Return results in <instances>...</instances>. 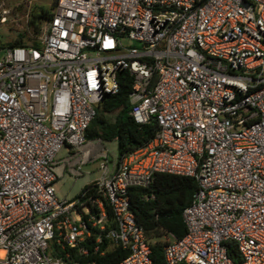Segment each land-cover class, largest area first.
<instances>
[{
    "label": "built area",
    "instance_id": "built-area-1",
    "mask_svg": "<svg viewBox=\"0 0 264 264\" xmlns=\"http://www.w3.org/2000/svg\"><path fill=\"white\" fill-rule=\"evenodd\" d=\"M43 28L39 47L0 46V264H70L56 247L88 256L95 236L155 264L129 192L158 174L199 186L165 264H264V0H58ZM124 71L131 116L158 132L110 166L86 132ZM95 163L100 196L58 198Z\"/></svg>",
    "mask_w": 264,
    "mask_h": 264
},
{
    "label": "trees",
    "instance_id": "trees-1",
    "mask_svg": "<svg viewBox=\"0 0 264 264\" xmlns=\"http://www.w3.org/2000/svg\"><path fill=\"white\" fill-rule=\"evenodd\" d=\"M57 4L58 0L50 9L38 7L33 10L29 26L36 35L41 34L44 25L53 20ZM0 46L4 48L28 47L30 45L26 42V34L23 33L18 40L7 46L3 45L0 37ZM33 46L39 47L40 44L34 42ZM119 81L120 92L117 95L108 96L100 105L95 119L86 132V138L88 141L102 140L106 143L116 141L119 159H122L124 156L146 147L155 138L158 125L156 122L148 125H139L135 122L131 116L132 106L130 103L133 79L130 73L124 71L120 73ZM198 188V182L194 178L158 174L150 189H130L132 211L146 232L155 264H165V243L160 242V238L172 234L177 239H183L187 235L188 230L183 213L192 204ZM87 192L96 197L100 196L95 185L90 184L76 198H81ZM106 210L109 228H116L112 207L106 204ZM95 239L96 236L88 247L90 250L88 256H81L76 250H67L70 253V257L67 258L66 253L58 247H56V256L63 257L70 264H120L128 257L129 253L117 245L109 248L110 241L105 237L104 243L100 245V251L95 253L93 249ZM228 247L230 256L238 258L236 245L229 242ZM102 251H106L104 256H100Z\"/></svg>",
    "mask_w": 264,
    "mask_h": 264
},
{
    "label": "rangeland",
    "instance_id": "rangeland-1",
    "mask_svg": "<svg viewBox=\"0 0 264 264\" xmlns=\"http://www.w3.org/2000/svg\"><path fill=\"white\" fill-rule=\"evenodd\" d=\"M57 0H0V37L4 46L14 42L20 36L26 34V42L33 45L40 42L41 34L36 35L29 26L31 13L38 7L52 8ZM46 25V24H45ZM105 147L110 153V166L119 160L118 143L116 141L105 143ZM99 163L86 165L83 167L85 178L94 181L99 177ZM85 178H76L67 175L57 182V196L59 199H75L84 189ZM164 242V238L159 239Z\"/></svg>",
    "mask_w": 264,
    "mask_h": 264
},
{
    "label": "crops",
    "instance_id": "crops-1",
    "mask_svg": "<svg viewBox=\"0 0 264 264\" xmlns=\"http://www.w3.org/2000/svg\"><path fill=\"white\" fill-rule=\"evenodd\" d=\"M70 156V151L68 150V149H64L63 151H61L60 152V154L58 155V160H60V161H63L64 159H66V158H68ZM89 165H92V164H88V166ZM57 171L59 172V174L60 173H62V168H61V165H59V167H58V169H57ZM66 176H63V177H61V178H65ZM61 178H59V180L61 179ZM83 178H85V174H84V176H83ZM58 180V181H59ZM85 180V185L87 186V185H90V184H92L93 182H95L96 180H94V181H90V179H84ZM85 186V187H86ZM84 187V188H85ZM66 199V198H65Z\"/></svg>",
    "mask_w": 264,
    "mask_h": 264
}]
</instances>
